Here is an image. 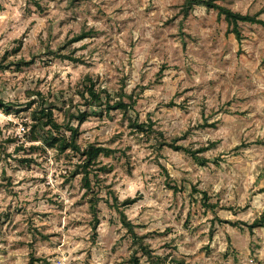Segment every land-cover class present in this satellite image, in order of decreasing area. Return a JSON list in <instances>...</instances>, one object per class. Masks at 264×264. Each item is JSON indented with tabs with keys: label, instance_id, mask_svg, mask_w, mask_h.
<instances>
[{
	"label": "rangeland",
	"instance_id": "rangeland-1",
	"mask_svg": "<svg viewBox=\"0 0 264 264\" xmlns=\"http://www.w3.org/2000/svg\"><path fill=\"white\" fill-rule=\"evenodd\" d=\"M183 2L0 0V55L26 61L0 69V98L11 105L0 108V264L32 255L38 264H129L135 246L112 191L135 198L123 212L158 264H264V225L248 227L264 213V25L239 22L238 41L223 14L195 4L184 16ZM217 3L264 20V0ZM87 75L113 99L133 90L131 114L164 138L210 144L200 153L208 161L159 148L118 108L85 104ZM44 105L60 123L76 108L97 113L70 120L81 147L110 148L92 167L95 231L82 174H73L81 155L48 143L47 125L32 136V111Z\"/></svg>",
	"mask_w": 264,
	"mask_h": 264
},
{
	"label": "trees",
	"instance_id": "trees-1",
	"mask_svg": "<svg viewBox=\"0 0 264 264\" xmlns=\"http://www.w3.org/2000/svg\"><path fill=\"white\" fill-rule=\"evenodd\" d=\"M218 0H184L181 5V12H183L184 16H187L189 13V9L193 7L195 4H200L206 7L207 9H214L218 11L219 14H223L225 20L230 26V31L234 33L235 38L240 41L241 35L238 29L239 22H257L264 25V20L258 18L254 14H242L240 12L231 10L230 8L217 3ZM85 31H80L79 33L75 34L71 38V42L75 40L82 39L86 36ZM8 52L3 53L0 55V69L8 67L9 65L19 64L20 62L26 61H15V60H7ZM84 86L83 90L80 91V97L84 101L85 104L88 106H95V107H104L106 111L110 109L118 108L122 115L127 119L128 126L131 129H135L137 131H142L145 133H152L154 134L156 141L158 143V147L161 148L163 145H168L173 149H181L184 152L188 153L192 158L197 159L201 164H204L208 161L200 153L205 151L209 148V145H202L197 148H187L180 144H177L178 136H172L169 139L163 137L162 131L155 130L153 128V123L149 119L148 121H143L138 118L136 115H132L131 111L133 110L136 104V93L132 90V92L127 93L120 88L116 94L115 98H111L110 93L107 89L102 87H96L95 81L89 75L85 76L84 79ZM36 94L40 97V101L43 102V98L39 91H36ZM29 104V103H28ZM11 105L4 102L2 98H0V108L9 113ZM103 111V109H101ZM100 111V112H101ZM90 113L88 109H81L76 108L74 113H69V119L65 123H60L53 114L52 108L48 106H40L37 107L32 111V121L30 123V129L32 136H35V132H37L38 128L44 125L48 126V137L46 136V140L48 139V143L55 146L60 152L64 151L65 149L69 148L74 153L77 152L81 155V161L76 164V168L73 171V174L76 172H80L82 184L85 187V191L89 193V202L91 207V214H92V229L95 231L97 225L99 224L100 220H98L97 211L95 208V204L97 201L96 193L93 190L92 185V178L96 179L98 173L94 171L92 168L94 164H96L97 158L100 154H108L110 148L107 146H101L94 142L88 143L85 147H81L78 142V136L80 134L78 125L70 124V120L76 118L78 120V124L81 123L83 120L86 119L87 116L90 114H97L95 111ZM43 123L41 125V121ZM68 131L69 135L65 132ZM163 137V138H162ZM162 138V139H160ZM106 165L100 166L97 170H104ZM174 187V186H173ZM197 190L196 188H194ZM113 197L112 205L116 208L119 213L120 220L122 221L123 225L127 228V231L130 233L132 242L134 243L135 250L132 252L131 256L128 259L129 264H139V255L137 252L139 250L142 251L143 254H146L147 257L151 259L152 263L158 264V262L162 261L161 256L153 255L150 248H148L147 244H144L140 235H138L134 230V224L129 220L126 219L125 213L123 212V207H126L135 202V198L127 197L123 200H119L116 195L111 192ZM202 198H203V205L213 209L216 204L207 201V194L205 191H202ZM261 226L264 225V213L259 215V217L255 218L254 221L248 226L250 229H253L254 226ZM39 261H42L41 258L34 257L33 255L29 259L28 264H38Z\"/></svg>",
	"mask_w": 264,
	"mask_h": 264
}]
</instances>
